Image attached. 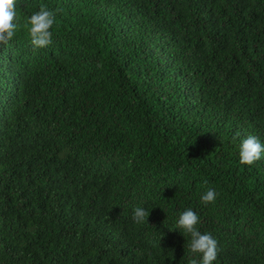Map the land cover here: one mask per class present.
Returning <instances> with one entry per match:
<instances>
[{"label": "trees", "instance_id": "obj_1", "mask_svg": "<svg viewBox=\"0 0 264 264\" xmlns=\"http://www.w3.org/2000/svg\"><path fill=\"white\" fill-rule=\"evenodd\" d=\"M42 4L56 24L35 49L23 25ZM16 11L0 45V264H189L188 208L218 241L213 264H264V153L242 165L238 149L264 144V0Z\"/></svg>", "mask_w": 264, "mask_h": 264}, {"label": "clouds", "instance_id": "obj_2", "mask_svg": "<svg viewBox=\"0 0 264 264\" xmlns=\"http://www.w3.org/2000/svg\"><path fill=\"white\" fill-rule=\"evenodd\" d=\"M17 0H0V45H8L18 31L20 25L16 22ZM56 24V12L51 11L46 5H40L39 11L25 19L23 28L30 37L35 49L45 48L52 43V32ZM238 135V134H237ZM239 162L242 165H252L261 159L264 153V144L254 135H248L238 146ZM217 193L214 189H208L202 196L201 202L205 205L214 203ZM149 212L142 207H136L133 212L135 223L148 222ZM200 218L191 208L184 210L179 215L176 227L182 229L190 236L188 247L192 254L199 255L202 259L190 258L189 264H213L218 255V241L211 233H201L197 229Z\"/></svg>", "mask_w": 264, "mask_h": 264}, {"label": "rangeland", "instance_id": "obj_3", "mask_svg": "<svg viewBox=\"0 0 264 264\" xmlns=\"http://www.w3.org/2000/svg\"><path fill=\"white\" fill-rule=\"evenodd\" d=\"M148 249L150 250V245H147Z\"/></svg>", "mask_w": 264, "mask_h": 264}]
</instances>
